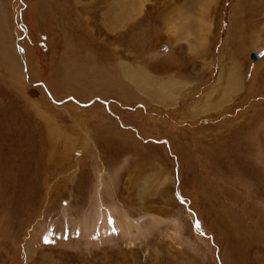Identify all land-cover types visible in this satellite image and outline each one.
Masks as SVG:
<instances>
[{"label":"rangeland","instance_id":"1","mask_svg":"<svg viewBox=\"0 0 264 264\" xmlns=\"http://www.w3.org/2000/svg\"><path fill=\"white\" fill-rule=\"evenodd\" d=\"M0 38V264H264V0H0Z\"/></svg>","mask_w":264,"mask_h":264},{"label":"water","instance_id":"2","mask_svg":"<svg viewBox=\"0 0 264 264\" xmlns=\"http://www.w3.org/2000/svg\"><path fill=\"white\" fill-rule=\"evenodd\" d=\"M250 57H251L252 59H256L257 54H256V53H252Z\"/></svg>","mask_w":264,"mask_h":264},{"label":"bare ground","instance_id":"3","mask_svg":"<svg viewBox=\"0 0 264 264\" xmlns=\"http://www.w3.org/2000/svg\"><path fill=\"white\" fill-rule=\"evenodd\" d=\"M0 42H1V38H0ZM4 58V57H3ZM9 58V57H8ZM7 62H8V60H7Z\"/></svg>","mask_w":264,"mask_h":264}]
</instances>
